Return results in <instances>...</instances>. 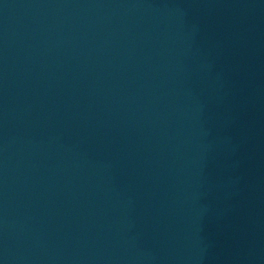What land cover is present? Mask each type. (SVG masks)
<instances>
[{"label":"water","instance_id":"95a60500","mask_svg":"<svg viewBox=\"0 0 264 264\" xmlns=\"http://www.w3.org/2000/svg\"><path fill=\"white\" fill-rule=\"evenodd\" d=\"M0 264H264V0H0Z\"/></svg>","mask_w":264,"mask_h":264}]
</instances>
